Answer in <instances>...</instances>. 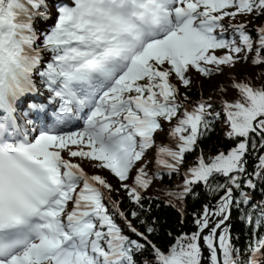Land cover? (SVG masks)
I'll use <instances>...</instances> for the list:
<instances>
[{
    "label": "snow or ice",
    "instance_id": "snow-or-ice-1",
    "mask_svg": "<svg viewBox=\"0 0 264 264\" xmlns=\"http://www.w3.org/2000/svg\"><path fill=\"white\" fill-rule=\"evenodd\" d=\"M248 17H264V0H0V264H137L147 249L153 264H202V245L210 264H264V200L251 196L264 180V85L233 81L239 99L222 112L203 98L190 108L181 92L193 74L211 78L253 52L264 64V24L253 35ZM221 116L234 146L201 153L178 198L201 183L222 195L164 251L140 218L153 182L146 154L155 149L157 174L179 173ZM165 124L172 143L157 144ZM120 189L147 234L112 199ZM245 207L252 234L241 250L230 220Z\"/></svg>",
    "mask_w": 264,
    "mask_h": 264
},
{
    "label": "trees",
    "instance_id": "trees-1",
    "mask_svg": "<svg viewBox=\"0 0 264 264\" xmlns=\"http://www.w3.org/2000/svg\"><path fill=\"white\" fill-rule=\"evenodd\" d=\"M239 21L246 22L244 17H239L235 22ZM247 21H251L248 25V31L255 35L256 30L253 27V23L264 24V17L255 20L252 17H248ZM254 55L255 52L249 54L247 62L241 61L235 64L234 67L222 66L223 72L211 78L193 74V83L190 90H185L181 87V92H186L189 97L188 102L193 106L202 97L206 100L210 99L214 111L222 112L219 101L223 99L224 101L235 102L239 99L238 91L232 87L233 81L249 83L253 87L264 85V64L254 66L252 64V56ZM221 88L224 91H220ZM226 131L227 127L223 116H221L220 119L215 121L213 131L198 141L196 150L186 154L185 163L179 173L172 175L166 173V175L154 177L152 184L144 191L146 199H144L143 203L145 208H150V211L141 212L140 218L146 220L147 224L155 228V232L150 234L148 238L162 250H166L174 244L178 237L195 232L197 230L194 223L195 217L203 212L206 204L215 205L219 196L222 195V193H212L201 183L193 187L195 195L189 194L183 198H178L183 192L184 171L196 162L199 152L207 160L221 151L226 152L234 146V142L226 138ZM167 132L168 125L165 124V130L158 135V144L168 142ZM148 158H152L151 152H149ZM84 163L85 167H88L90 171H101L91 167L87 162ZM148 169H151L149 163ZM110 179L113 183V188L119 189L115 180ZM257 180V187L252 190L251 196L253 202L259 203L264 200V180H259V178ZM217 181L223 182V178L217 177ZM113 195L116 198H120V205L126 211V214H129L130 209L136 207L132 205L128 197H125L124 191H114ZM246 211H248L247 207L242 208L239 212L233 210L231 218L232 242L241 250L245 248L252 234V227L246 225L241 219ZM132 222L140 231L145 232L146 225L140 224L139 219H133ZM261 230L259 229L260 232H262ZM145 234L147 233L145 232ZM146 261L148 264H153L151 249L137 254V264H145Z\"/></svg>",
    "mask_w": 264,
    "mask_h": 264
},
{
    "label": "rangeland",
    "instance_id": "rangeland-1",
    "mask_svg": "<svg viewBox=\"0 0 264 264\" xmlns=\"http://www.w3.org/2000/svg\"><path fill=\"white\" fill-rule=\"evenodd\" d=\"M251 163H250V160H249V162H248V169H250V167H251V165H250Z\"/></svg>",
    "mask_w": 264,
    "mask_h": 264
}]
</instances>
